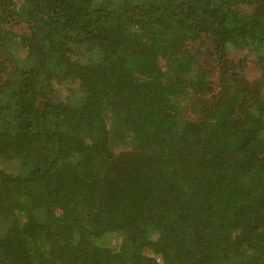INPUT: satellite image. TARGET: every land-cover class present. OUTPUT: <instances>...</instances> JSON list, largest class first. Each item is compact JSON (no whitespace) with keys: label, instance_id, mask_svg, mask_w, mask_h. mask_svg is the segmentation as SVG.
<instances>
[{"label":"trees","instance_id":"obj_1","mask_svg":"<svg viewBox=\"0 0 264 264\" xmlns=\"http://www.w3.org/2000/svg\"><path fill=\"white\" fill-rule=\"evenodd\" d=\"M0 163V264H264V0H0Z\"/></svg>","mask_w":264,"mask_h":264},{"label":"rangeland","instance_id":"obj_2","mask_svg":"<svg viewBox=\"0 0 264 264\" xmlns=\"http://www.w3.org/2000/svg\"><path fill=\"white\" fill-rule=\"evenodd\" d=\"M1 165H6V164H2L0 163ZM121 240L117 237V235H110L108 236V239H107V245L110 246V247H116L118 244H120Z\"/></svg>","mask_w":264,"mask_h":264}]
</instances>
